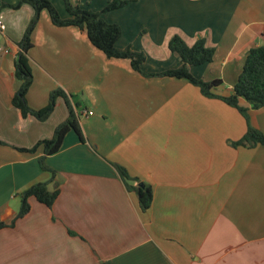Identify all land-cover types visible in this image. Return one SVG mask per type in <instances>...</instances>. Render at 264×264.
I'll list each match as a JSON object with an SVG mask.
<instances>
[{"label": "crops", "instance_id": "0c3cea01", "mask_svg": "<svg viewBox=\"0 0 264 264\" xmlns=\"http://www.w3.org/2000/svg\"><path fill=\"white\" fill-rule=\"evenodd\" d=\"M19 1L0 0V264H264V146H232L246 133L243 116L186 80L147 78L129 60L106 58L85 31L54 26L46 11L31 35L26 101L39 110L62 89L79 105L81 138L68 132L46 157L55 172L48 190H59L52 207L30 199L28 215L14 220L16 194L50 179L38 164L42 148H16L50 139L67 117L60 98L44 122L11 104L17 44L34 14L27 4L9 8ZM48 1L69 17L63 0ZM109 1L71 3L101 12ZM128 1L101 18L120 27L117 48L144 53L145 73L180 66L171 37L189 47L203 39L213 60L190 72L220 80L213 93L229 96L246 53L264 45V0ZM239 105L264 135V108ZM115 165L138 181L129 185L151 187L146 212Z\"/></svg>", "mask_w": 264, "mask_h": 264}, {"label": "trees", "instance_id": "16d2710c", "mask_svg": "<svg viewBox=\"0 0 264 264\" xmlns=\"http://www.w3.org/2000/svg\"><path fill=\"white\" fill-rule=\"evenodd\" d=\"M63 1L65 10L69 15L67 19H62L55 7L48 0H20L17 5L9 6V8L18 9L21 5L27 4L34 12L21 40L17 44L18 52L15 55L13 67L14 76L20 84L12 97V106L21 113L23 118L31 116L40 122L46 121L52 114L56 101L59 98L64 101L67 109L66 119L54 128L50 139L41 140L30 149L16 148L20 152L27 153H35L38 148H42L43 154L38 157V164L41 171L50 175V179L47 182L35 183L16 194L20 204L14 220L22 219L28 215L30 212V199H35L47 208L52 207L58 197L59 190L55 189L52 192L48 190V184L54 180L55 172L46 164V157L59 151L68 132L74 131L81 138L78 114L76 112L79 105L72 104L68 95L62 89L57 88L51 91L48 96L47 105L42 109L33 110L28 106L26 101V94L33 81L27 53L32 48L31 35L42 11L48 13L51 23L56 27H76L85 31L90 44L102 52L106 58L129 60L132 70L147 78L168 77L186 80L197 87L205 98L219 99L228 106L235 108L243 116L247 129L243 138L233 143L232 146L245 148H253L257 145L264 146V135L250 124L248 109L239 105V99H244L251 109L264 108V45L251 48L246 53L242 70L233 86L231 95L218 96L213 93V90L222 84L220 80L204 81L203 79L196 78L190 72L191 67L201 66L213 60L215 50L206 47L203 39L197 40L189 47L180 37H171L168 41V49L180 59V66L159 73H145L141 69V65L145 61L144 53L132 51L130 47L125 49L117 48L116 43L121 37L120 27L116 24L107 23L101 18L103 12L122 8L129 3L128 0H110L101 12L82 9L77 5H73L71 0ZM2 7H5V5ZM0 145H2V142H0ZM115 168L127 190L136 195L140 210L146 212L152 203L151 187L144 185L141 188L138 185H129L128 182L138 181L129 177L124 168L118 165H115ZM12 224L13 222L10 226ZM5 227L4 223H0V229ZM70 234L73 233L70 232Z\"/></svg>", "mask_w": 264, "mask_h": 264}, {"label": "water", "instance_id": "95a60500", "mask_svg": "<svg viewBox=\"0 0 264 264\" xmlns=\"http://www.w3.org/2000/svg\"><path fill=\"white\" fill-rule=\"evenodd\" d=\"M0 45H3V43L0 42ZM138 186L142 188L144 185L142 183H139Z\"/></svg>", "mask_w": 264, "mask_h": 264}, {"label": "built area", "instance_id": "2783aa9c", "mask_svg": "<svg viewBox=\"0 0 264 264\" xmlns=\"http://www.w3.org/2000/svg\"><path fill=\"white\" fill-rule=\"evenodd\" d=\"M5 53H7V51H5ZM87 115H92V112H88Z\"/></svg>", "mask_w": 264, "mask_h": 264}]
</instances>
